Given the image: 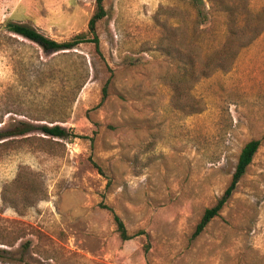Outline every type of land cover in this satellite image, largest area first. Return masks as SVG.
<instances>
[{
  "label": "rangeland",
  "instance_id": "1",
  "mask_svg": "<svg viewBox=\"0 0 264 264\" xmlns=\"http://www.w3.org/2000/svg\"><path fill=\"white\" fill-rule=\"evenodd\" d=\"M103 5L101 55L91 43L45 52L14 34L0 45L5 120L64 118L56 122L80 136L14 139L0 155V264H264V31L229 71L178 81L181 99L202 108L187 113L172 103L173 63L155 50V19L180 8L188 23L185 0ZM94 8L95 0H0V26L29 24L62 41L87 30ZM254 138L260 146L231 197L193 238ZM112 211L130 234H145L122 240Z\"/></svg>",
  "mask_w": 264,
  "mask_h": 264
},
{
  "label": "trees",
  "instance_id": "2",
  "mask_svg": "<svg viewBox=\"0 0 264 264\" xmlns=\"http://www.w3.org/2000/svg\"><path fill=\"white\" fill-rule=\"evenodd\" d=\"M185 2L189 7L185 8L186 15L189 17L188 23L185 14H180L178 10L180 8L174 9V11L176 10L175 15L170 14L163 20L155 19L156 25L162 30L155 50H158L173 63L175 76V81L171 84L173 105L182 112L196 113L202 108L198 105L197 100L189 105L181 99L183 90L178 81L189 79L191 81L189 84L192 85L216 71H229L240 50L248 46L264 31V6L258 11H252L248 5L240 6L237 0H185ZM105 14L103 0H95V8L89 18L87 30L62 41L44 34L32 25L7 21L0 26V45H10L9 39L13 37L11 34H14L22 39L21 42L27 40L35 43L45 52H68L81 43H91L93 53L101 55L97 23ZM179 17L182 18V23ZM179 34L184 35V38L176 40L174 36H179ZM206 35H209V40H205ZM201 53L204 54L202 58ZM84 73L79 87L87 79L88 69L86 67ZM107 83L106 81L102 88L101 102L107 96ZM11 111L5 108V105L0 101V155L14 139L38 138L54 141L52 138L80 137L72 131V128H67L56 122H64L66 120L64 118L47 119L36 116L29 117V119L9 117L8 120H5V114ZM259 146L260 139L258 138L250 139L242 146L228 185L216 202L204 209L192 232L193 238L198 236L208 222L219 214L234 192L237 183L245 174ZM112 215L116 231L122 240L130 239L138 234H145L144 230L130 234L123 220L113 211ZM148 249L149 243L147 242L144 250L148 251Z\"/></svg>",
  "mask_w": 264,
  "mask_h": 264
}]
</instances>
